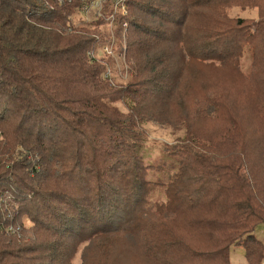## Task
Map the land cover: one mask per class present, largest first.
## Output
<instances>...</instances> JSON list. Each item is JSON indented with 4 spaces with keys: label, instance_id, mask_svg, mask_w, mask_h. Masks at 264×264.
Here are the masks:
<instances>
[{
    "label": "trees",
    "instance_id": "1",
    "mask_svg": "<svg viewBox=\"0 0 264 264\" xmlns=\"http://www.w3.org/2000/svg\"><path fill=\"white\" fill-rule=\"evenodd\" d=\"M87 2L0 0V230L18 226L0 231V264H71L80 247L85 258L116 242L121 252L140 244L153 264H231L232 247L243 248V264H262L254 231L264 226V0H162L153 13L161 33L135 19L153 3L125 0L115 35L126 23L127 40L116 44L129 66L126 83L105 77L114 60L100 51L98 27H107L112 0L94 24L74 26ZM233 8L256 18L232 24ZM164 10L177 20H164ZM187 15L207 18L198 32L208 35L198 39L211 43L190 45ZM191 62L228 68L251 86L244 98L257 119L254 138L236 142L240 154L223 166L197 126L215 116L214 106L180 107ZM148 125L172 132L159 137ZM156 190L162 202H152Z\"/></svg>",
    "mask_w": 264,
    "mask_h": 264
},
{
    "label": "rangeland",
    "instance_id": "2",
    "mask_svg": "<svg viewBox=\"0 0 264 264\" xmlns=\"http://www.w3.org/2000/svg\"><path fill=\"white\" fill-rule=\"evenodd\" d=\"M146 1H149V6L151 5V3L154 4V7L151 9V11L153 12H150V14L146 13L143 15L135 13V19L139 18V22H142L144 20L151 21L153 28L156 29L155 31L161 33V27L165 24H160L158 22L160 16L156 18L155 16H153V13L154 9H157L156 6H158L162 0ZM201 10L202 13H204L205 11L206 14L209 11L206 8ZM94 13L95 12L91 10V12H88L87 14H75L72 17L73 25L77 26L86 23L94 24V21L96 20V16ZM159 15H162L164 20L167 21L171 19L177 20L176 17H173L172 14H168L165 10L162 11V14ZM226 17L231 20L232 24H234L235 19L238 18L248 20H255L256 18L254 12L247 10L242 12L240 9L237 8L227 10ZM185 21L190 30L194 31L193 34H191L190 36L188 35L186 38L189 39V37H191L192 39H194L191 43L189 41V43L192 47H195L196 41L203 40L198 39L199 37L208 35L205 29L203 31L201 29L200 33L198 32L201 26L203 27L204 25H207V18L198 15H187ZM179 22H181V20ZM250 23L251 21L246 22L244 26L246 31L248 30ZM177 27L178 26H176V29ZM174 28L175 26H171V30ZM98 29L103 34L101 37V40L104 45L103 47L107 46L109 42L114 39L113 36L115 37L116 41H114V43H116L114 51L116 52V56H118L120 54L119 52H122L123 50H120L119 48H117V46L120 45L121 47V45L125 43V40H127L126 38L123 39L124 33L121 32V38L119 39V37L116 38L115 35L116 28L109 29V27H106L102 24L100 25V27H98ZM201 42L204 44H209L212 41ZM218 42L220 41H216L218 51L221 52L223 48L220 47V43ZM212 48H214V46ZM191 53L194 54L195 52L192 51ZM113 60L114 64L112 65L113 69L111 70V79L117 82L121 81L122 83L130 81L131 76L127 74V71L129 70L128 64L127 67L125 61L123 62L121 59L118 58ZM251 61L252 60L248 55H244L240 59V69L245 74H248L250 70V67L252 65ZM252 73H254V71ZM240 77L233 71L228 70V68H221L217 67L216 65L204 67L201 63L191 62L184 70L183 79L180 81L179 85V101L181 104L180 107H191V109L194 110L196 108V105L199 107L203 105L202 107L206 108L207 112L208 107L214 106V110L216 111L215 116L209 119H204V121L199 122L197 126H200L201 129L199 130V132L201 133L204 139L213 140L215 144H217L216 154L221 166L225 165L227 160L230 159V157L232 158L233 155L240 154V145L235 149V143H239V141H247L249 139V135L254 138V133L257 125V119L254 118V113L252 112V110H250L251 106L249 105V101L244 98V95L250 91L249 89L251 86L249 85V88L246 87L245 84L247 83L243 82V76L241 78ZM226 93L232 94L231 97L228 98L229 94L226 96ZM209 101L211 103H209ZM206 102L208 104L205 106L204 104H206ZM147 127H149V125ZM149 129L154 131L159 137H162L167 133L171 134L172 132L171 128L161 129L160 127H149ZM174 138V136H170L171 143L175 141ZM152 159L157 160L159 159V157L152 156ZM154 176H157V174H154ZM150 196L152 202L163 201L162 192L159 190L152 192ZM20 222L23 227L24 236H26L25 238H28L30 232L32 233V225L29 222L27 216L23 214L20 216ZM146 224H149L150 227L152 225L148 221ZM14 226L15 228H18V226L13 225V223L10 222L8 228H13ZM1 227V230L4 232H6L5 230L8 229H4L3 226ZM4 232L2 233L7 235V232ZM254 235L256 236V239L261 242L264 248V226H257L255 228ZM0 239L4 240L1 236ZM138 246L139 248L137 247V245L132 246V251L124 250L122 252L121 250L123 249V247L120 243L117 242L114 244V246H112L111 244L110 247L108 246L105 249L92 247L86 252L85 258H83V248L80 247L75 250V254L73 256V259L71 260V264H109L110 262H112V259H114L112 257L114 255L117 256V254H119L120 252V258H118V262L116 264H153L151 262L143 260L144 258L142 256L143 254H141L142 250L140 244H138ZM6 249H13V247L8 246ZM229 260L231 264H243L245 262L243 248L232 247L229 252ZM262 264H264V260Z\"/></svg>",
    "mask_w": 264,
    "mask_h": 264
},
{
    "label": "built area",
    "instance_id": "3",
    "mask_svg": "<svg viewBox=\"0 0 264 264\" xmlns=\"http://www.w3.org/2000/svg\"><path fill=\"white\" fill-rule=\"evenodd\" d=\"M60 2V1H59ZM106 5V0H89V3L87 2V4L81 6L78 10L79 14H87L88 12H91V10H93L96 16V20L101 16L102 14V10L104 8V6ZM112 13L111 15H109L108 19H107V27H109V29L111 28H115V21L117 20V17H126L127 16V11H126V4H125V0H112ZM122 29H123V33L124 35L126 34V30H127V24L123 23L121 25ZM124 35H123V39H124ZM114 38V36H113ZM115 38L111 40V42H109V44L105 47H103L101 49V52L103 54H105L106 56H110L113 59H121L123 61V51L116 56V52L114 51V47H115V43H114ZM105 77H111V73L109 71L105 72ZM14 229L12 227H9L7 229V232L10 233H14Z\"/></svg>",
    "mask_w": 264,
    "mask_h": 264
}]
</instances>
